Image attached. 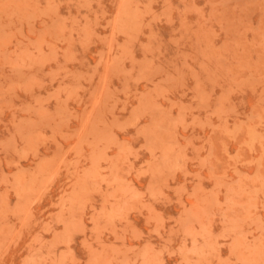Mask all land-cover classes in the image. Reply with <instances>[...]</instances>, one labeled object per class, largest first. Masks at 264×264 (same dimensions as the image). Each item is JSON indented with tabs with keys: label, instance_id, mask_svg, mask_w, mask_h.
I'll return each mask as SVG.
<instances>
[{
	"label": "rangeland",
	"instance_id": "374dc122",
	"mask_svg": "<svg viewBox=\"0 0 264 264\" xmlns=\"http://www.w3.org/2000/svg\"><path fill=\"white\" fill-rule=\"evenodd\" d=\"M0 264H264V0H0Z\"/></svg>",
	"mask_w": 264,
	"mask_h": 264
}]
</instances>
